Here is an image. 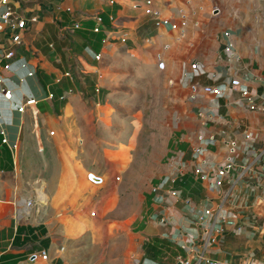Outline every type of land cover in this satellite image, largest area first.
<instances>
[{"label": "crops", "instance_id": "obj_1", "mask_svg": "<svg viewBox=\"0 0 264 264\" xmlns=\"http://www.w3.org/2000/svg\"><path fill=\"white\" fill-rule=\"evenodd\" d=\"M14 1L21 12L35 10L39 18L16 50L35 75L20 82L25 70L17 63L10 71L0 69L3 85L13 92L10 100L0 96L1 126L9 143L17 144L10 149L0 134V264H91L59 254L48 207L37 204L43 202L38 187L35 195L20 181L19 161L28 139L41 145L74 138L83 144L82 120L92 110L99 113L111 67L102 58L161 63L179 121L167 144L171 156L133 222L137 247L124 264H264V0H151L152 10L178 24L174 29L156 25L142 6L132 7L133 1L144 0ZM66 5L76 10L73 16L62 9ZM74 19L80 22L75 30ZM228 30L234 47L227 52L223 32ZM194 62L193 78L185 79ZM209 85L221 94L207 92ZM243 90L254 97L256 110ZM48 93L51 99L44 98ZM27 97L37 103L18 112ZM233 138L234 165L217 185L203 161L224 162L226 142ZM200 144L204 152L195 159ZM202 164L205 180L195 171ZM26 199H34L35 206L18 218L15 208ZM220 204L225 219L216 222L205 248L207 236L197 214L210 207L215 216ZM41 250H46L43 259Z\"/></svg>", "mask_w": 264, "mask_h": 264}, {"label": "rangeland", "instance_id": "obj_2", "mask_svg": "<svg viewBox=\"0 0 264 264\" xmlns=\"http://www.w3.org/2000/svg\"><path fill=\"white\" fill-rule=\"evenodd\" d=\"M101 63L111 67L99 113L92 110L82 120L83 144L28 139L20 150V181L35 195L37 187L46 192L37 204L48 207L59 254L124 264L137 247L133 222L169 160L167 144L179 121L161 63Z\"/></svg>", "mask_w": 264, "mask_h": 264}, {"label": "built area", "instance_id": "obj_3", "mask_svg": "<svg viewBox=\"0 0 264 264\" xmlns=\"http://www.w3.org/2000/svg\"><path fill=\"white\" fill-rule=\"evenodd\" d=\"M50 6L59 9L61 8L58 4L50 3ZM143 7L145 14L150 15L151 18L154 20L156 25H169L171 28H177L178 24L175 22L170 21L166 18H161L157 11L152 10L151 8V0H144L142 3L138 1L132 2V7L138 8ZM62 9L67 12L69 15L73 16L76 10L70 6L66 5L63 6ZM39 18L38 12L35 10L29 12H21L16 6L14 0H0V69L4 71H10L13 67V64L17 63L22 69L25 70V76L19 78L20 82L25 80V77H33L35 75V71L33 69L28 68V63L24 59V57H17L16 50L22 44L24 40V35L28 31L29 27L35 23ZM184 23V22H183ZM80 27V22L78 20H72V29H78ZM99 30V25L94 27V31ZM231 31L223 32V36L227 40V44L225 46V50L231 51L234 47V41L231 38ZM122 41L125 38L121 39ZM105 41V40H103ZM94 59L99 60L100 54H94ZM198 66V62H194L191 64V70H187L184 72L183 77L185 79H192L194 76L193 70L196 69ZM5 77L0 75V96L3 98L10 100L12 98V90L8 86L3 85ZM97 91L99 90L96 89ZM205 90L207 92H212L216 95L221 94V90L214 86H206ZM243 95L245 98L250 102V108L252 110L257 109V105L254 101V97L248 90H243ZM45 99H51L52 94L48 93L44 96ZM37 103V98L35 97H27L25 98L22 103L17 107L18 112H23L26 107H32ZM33 116L36 114V110L32 111ZM49 135H54V130H50ZM0 134L2 135L1 143L8 144L10 149L15 150L17 147L16 143H9L7 139L6 132L1 126L0 121ZM200 141H203L204 138L200 136ZM228 155L224 162L222 163H214V162H206L203 163L207 164L212 169L213 174V181L217 185H222L226 176L227 171L233 167L234 165V154L236 153L237 149V139L233 138L226 142ZM204 152V146L202 144L195 147L193 152V157L195 159H199ZM204 164L199 165L196 168V173L199 174L200 178L205 180L207 178V174L203 171ZM169 178H166V181ZM35 206L34 199H26L20 203L15 208V214L18 218H20L23 214H28L30 210ZM223 206L220 204L217 208L216 215L213 216L212 208L205 207L201 212L197 214V222L204 228L206 233L207 239L205 240L204 246L207 248L210 245L211 238L213 233L215 232L216 222L219 219H225V216L222 213ZM46 256V250H41L40 258L43 259ZM185 264H189V261H186ZM217 264V262H214Z\"/></svg>", "mask_w": 264, "mask_h": 264}, {"label": "bare ground", "instance_id": "obj_4", "mask_svg": "<svg viewBox=\"0 0 264 264\" xmlns=\"http://www.w3.org/2000/svg\"><path fill=\"white\" fill-rule=\"evenodd\" d=\"M39 195H40V198L43 200V202H44V199H43V193H41L40 191H39Z\"/></svg>", "mask_w": 264, "mask_h": 264}, {"label": "trees", "instance_id": "obj_5", "mask_svg": "<svg viewBox=\"0 0 264 264\" xmlns=\"http://www.w3.org/2000/svg\"><path fill=\"white\" fill-rule=\"evenodd\" d=\"M171 140L169 141V146L171 145ZM167 155H170L171 156V152H167Z\"/></svg>", "mask_w": 264, "mask_h": 264}, {"label": "water", "instance_id": "obj_6", "mask_svg": "<svg viewBox=\"0 0 264 264\" xmlns=\"http://www.w3.org/2000/svg\"><path fill=\"white\" fill-rule=\"evenodd\" d=\"M220 239V236H218L217 238H216V240H219Z\"/></svg>", "mask_w": 264, "mask_h": 264}]
</instances>
